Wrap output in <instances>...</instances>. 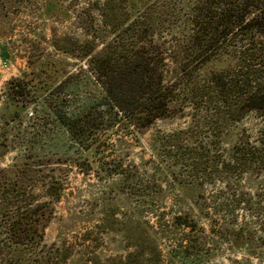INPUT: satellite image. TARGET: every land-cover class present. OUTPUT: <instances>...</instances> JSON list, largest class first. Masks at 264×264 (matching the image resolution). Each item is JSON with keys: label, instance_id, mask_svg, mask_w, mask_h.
I'll list each match as a JSON object with an SVG mask.
<instances>
[{"label": "trees", "instance_id": "1", "mask_svg": "<svg viewBox=\"0 0 264 264\" xmlns=\"http://www.w3.org/2000/svg\"><path fill=\"white\" fill-rule=\"evenodd\" d=\"M66 3L78 8L75 21L89 38L77 49L62 51L81 64L75 74L54 85L47 100L68 102L56 95L59 88L69 94L91 85L95 94L82 118L69 107H49L68 141L56 160L71 154L80 173L87 175L94 165L98 181L114 177L106 201L121 193L138 200L137 220L125 233L128 246L153 253L149 262H156L159 254L156 241L148 237L153 227L145 216L155 219L164 238L174 240L185 264L197 260L207 244L208 236L197 234L204 232L198 226L202 220L211 223L209 241L242 246L250 257L263 254L259 249L264 239L255 233L264 234V0ZM43 5L46 11L61 7L58 0ZM80 73L85 76L82 82L76 80ZM21 88V80L8 83L13 95ZM187 107L189 127L152 133L153 156L146 161L150 175L134 163L124 165L128 149L120 143L125 137L144 135L157 120L183 117ZM92 111L97 116L90 118ZM112 136L114 148L107 143ZM116 144L123 146L121 155ZM44 159L52 161L45 156L29 161L23 155L0 170L3 264L53 261L43 232L63 184L62 179L48 176L46 181L41 175L44 180L36 185ZM180 175L188 183L178 186ZM162 182L167 188L179 187L192 199L191 207L163 209ZM242 183L248 193L240 191ZM208 188L213 193L205 195ZM104 212L105 219L116 221V211ZM239 218L241 223L233 227Z\"/></svg>", "mask_w": 264, "mask_h": 264}, {"label": "rangeland", "instance_id": "2", "mask_svg": "<svg viewBox=\"0 0 264 264\" xmlns=\"http://www.w3.org/2000/svg\"><path fill=\"white\" fill-rule=\"evenodd\" d=\"M43 1L47 0H0V170L20 160L23 155L28 156L29 161L37 159V156L51 157L50 162L42 160L45 166L39 169L37 175L40 177L36 184L41 185L44 180L41 175L45 176L46 181H50L48 176L62 179L63 184L60 198L52 203L54 212L43 232V241L53 259L51 264H185L179 258L180 251L174 240L164 238L153 217L145 216V219L153 227L148 237L156 241L159 259L154 263L149 262V258L155 257L151 251L141 252L128 246L125 229L136 222L139 203L126 193L112 196L109 201L104 200L110 197L105 193L114 177L98 181L94 165L87 175L80 173L73 164L75 156L71 154L66 158L61 154L63 160H56L58 153L64 154L68 141L49 107L55 106L62 111L64 106L69 107L70 112L82 118L80 114L93 104L88 99L95 93L91 85L88 88L80 86L70 95L59 88L56 95L65 97L68 102H48L47 95L54 85L67 75L75 74L77 66L81 64L66 57L62 51L70 47L77 49V45L89 36L75 21L76 6L69 8L65 0H58L61 5L58 10L46 11ZM78 76L76 80L82 82L84 74ZM12 79L22 81L23 89H19L15 95L8 90V83ZM184 111L183 117L157 120L142 136L134 139L125 137L120 143L128 149L124 165L134 163L150 175L151 164L146 161L153 156L150 150L152 133L155 129L169 133L189 127L190 110L187 107ZM94 116L97 115L92 111L88 117ZM115 138L112 136L107 140L113 148L117 143ZM123 146L116 144L117 155H121ZM108 159L112 158L107 156ZM179 179L178 186L189 180L182 178V175ZM164 183L161 185L165 189L163 209L169 211L182 207L181 210H186L191 207L192 199L181 194L179 187L167 188ZM240 191L248 193L249 190L242 183ZM39 192L40 188L37 187L36 193ZM204 192L205 195L213 193L211 188ZM109 209L116 211L115 222L104 218V211ZM238 220L233 227L241 223L242 220ZM210 225L208 220L198 221V226L204 232L197 234L208 236V240L198 253L197 260L190 258L189 264H264V240L259 249L263 254L257 258L250 257L242 246L209 241ZM254 227L252 229L256 230ZM255 236L264 239V234L260 232ZM2 257L0 255V264H3Z\"/></svg>", "mask_w": 264, "mask_h": 264}]
</instances>
